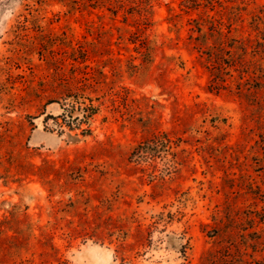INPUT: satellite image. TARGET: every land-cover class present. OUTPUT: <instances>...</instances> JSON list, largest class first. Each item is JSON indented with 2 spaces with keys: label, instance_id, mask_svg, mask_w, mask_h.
I'll return each instance as SVG.
<instances>
[{
  "label": "rangeland",
  "instance_id": "1",
  "mask_svg": "<svg viewBox=\"0 0 264 264\" xmlns=\"http://www.w3.org/2000/svg\"><path fill=\"white\" fill-rule=\"evenodd\" d=\"M213 263L264 264V0H0V264Z\"/></svg>",
  "mask_w": 264,
  "mask_h": 264
},
{
  "label": "trees",
  "instance_id": "2",
  "mask_svg": "<svg viewBox=\"0 0 264 264\" xmlns=\"http://www.w3.org/2000/svg\"><path fill=\"white\" fill-rule=\"evenodd\" d=\"M68 99H70V102H68ZM91 103L89 105H86L83 107L82 105L85 102H81V97L75 96L72 94H67V97L63 99V102L58 101L61 103L63 108V113L58 116L49 115L47 116L45 123L46 125L48 122L52 119L56 123V127L58 128V131L64 132L66 128H69L70 130L80 129L81 135L90 136L93 132L91 127V119L96 114L97 108L93 104V100H90ZM77 112H80L81 114H76ZM86 125V127H84ZM163 138V139H162ZM166 138V134H159L154 137L152 140H148V142L140 144L138 146L139 155H143L146 153L144 150L152 149L153 144H159ZM137 150V149H136ZM137 152V151H136ZM140 157V156H137ZM117 227V226H116ZM123 225L119 226V231H122L121 234H124L127 236V234L123 230ZM126 236H120L123 237V241L126 240ZM122 248H125V246H121ZM242 263L245 262L243 259L241 260ZM215 264V263H213Z\"/></svg>",
  "mask_w": 264,
  "mask_h": 264
}]
</instances>
